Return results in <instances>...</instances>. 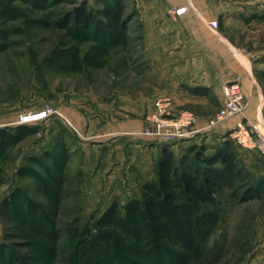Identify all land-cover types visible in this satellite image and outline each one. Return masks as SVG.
<instances>
[{
    "label": "rangeland",
    "instance_id": "obj_1",
    "mask_svg": "<svg viewBox=\"0 0 264 264\" xmlns=\"http://www.w3.org/2000/svg\"><path fill=\"white\" fill-rule=\"evenodd\" d=\"M5 1L19 4L33 22L0 20V264H66L68 240H87L112 203L122 207L139 197L140 185L155 177L165 143L143 150L141 130L129 124L148 114L155 130L154 118L161 113L156 104L163 98L149 102L154 80L137 72L143 64L134 0H119L123 14L134 15L127 23V43L105 44L99 68L77 71L60 69L54 59L70 43L61 25L64 15L85 4L99 19L113 0ZM230 3L225 28L252 60L264 101V0ZM3 30L9 33L4 40ZM98 43L92 39L80 47L85 52ZM43 110L50 112L21 121ZM23 127L29 133L9 144L8 135L21 134ZM207 131L167 145L177 143L170 149L179 159L187 147L205 145L209 155L229 142L243 173L220 195L219 217L202 257L186 264H264V163L249 155L248 165L228 132ZM259 178L262 187L249 190ZM51 227L55 252H49L44 237Z\"/></svg>",
    "mask_w": 264,
    "mask_h": 264
},
{
    "label": "trees",
    "instance_id": "obj_2",
    "mask_svg": "<svg viewBox=\"0 0 264 264\" xmlns=\"http://www.w3.org/2000/svg\"><path fill=\"white\" fill-rule=\"evenodd\" d=\"M101 15L96 19L85 4L64 15L61 25L70 43L54 57L60 69L99 68L108 51L105 44L127 43V23L134 15L125 16L119 0L105 3ZM26 16L19 4L0 0V20L33 22ZM8 36L1 32L3 40ZM92 39L100 43L83 52L82 43ZM23 128L21 134L8 135L9 144L29 133ZM205 151V145L190 146L176 159L169 145L160 146L155 177L140 185L139 197L122 207L112 203L87 240H68L66 264H186L201 258L219 217L220 195L243 173L229 142L209 155ZM262 182L257 179L249 190L261 188ZM50 229L43 236L49 252H55ZM72 234L77 238L76 231Z\"/></svg>",
    "mask_w": 264,
    "mask_h": 264
},
{
    "label": "crops",
    "instance_id": "obj_3",
    "mask_svg": "<svg viewBox=\"0 0 264 264\" xmlns=\"http://www.w3.org/2000/svg\"><path fill=\"white\" fill-rule=\"evenodd\" d=\"M134 1L143 64L142 70L137 72L145 80H154L151 84L154 91L148 94L149 102L168 98L171 111H187L195 116V125L191 128L195 133L214 130L224 135L236 126L237 118H227L210 128L208 121L218 112L215 108H221V85L238 81L247 100L246 121L253 128L264 129L263 92L253 73L255 66L225 28L230 24L227 18L233 4L230 0ZM180 7L187 9L183 14L174 15L172 11ZM214 21L216 28L210 26ZM147 108L152 110L151 105ZM129 125L134 131L141 130L143 150L153 151L157 143L170 144L154 134L148 114L145 119L136 118ZM172 144L171 148L177 145ZM242 153L248 165L251 160L247 158L252 155L264 163V153L244 149ZM152 155L155 157L154 153ZM137 156L140 157L139 153L134 159ZM140 161L141 164L143 160Z\"/></svg>",
    "mask_w": 264,
    "mask_h": 264
},
{
    "label": "built area",
    "instance_id": "obj_4",
    "mask_svg": "<svg viewBox=\"0 0 264 264\" xmlns=\"http://www.w3.org/2000/svg\"><path fill=\"white\" fill-rule=\"evenodd\" d=\"M186 9V7H180L172 11V13H174V15H180L183 14ZM210 26L216 28L217 22H211ZM220 89L223 94L221 108L215 116L208 121V128L216 126L227 118L235 117L237 118L236 126L228 132V136L242 150H254L264 153V134L259 128L251 127L246 121L245 112L248 105L239 82H226L221 85ZM169 105L168 98H163V100L156 104V108H158L161 113L154 118V123L157 125L154 134L173 142L193 137L195 131H192L191 128L195 125V116L187 111H181L177 115L172 114L170 113V108H168ZM49 112V110H43V112L37 115H32L31 118H43ZM29 117L30 116H21V121H29Z\"/></svg>",
    "mask_w": 264,
    "mask_h": 264
},
{
    "label": "bare ground",
    "instance_id": "obj_5",
    "mask_svg": "<svg viewBox=\"0 0 264 264\" xmlns=\"http://www.w3.org/2000/svg\"><path fill=\"white\" fill-rule=\"evenodd\" d=\"M26 116H30V117H29V120H30V121H31V120H37V119H40V118H38V117H37V119H35V118L32 119V118H31L32 115H26ZM27 119H28V118H27ZM27 119H26V120H27Z\"/></svg>",
    "mask_w": 264,
    "mask_h": 264
}]
</instances>
